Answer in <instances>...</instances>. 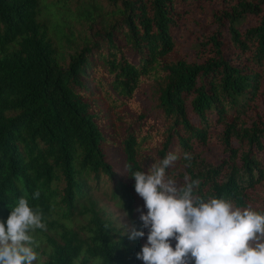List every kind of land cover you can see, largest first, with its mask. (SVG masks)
Segmentation results:
<instances>
[{
	"label": "trees",
	"instance_id": "1",
	"mask_svg": "<svg viewBox=\"0 0 264 264\" xmlns=\"http://www.w3.org/2000/svg\"><path fill=\"white\" fill-rule=\"evenodd\" d=\"M41 2L0 0V220L21 197L41 211L59 238H47L41 264H143L140 238L103 219L92 191L108 181L110 200L132 216L133 172L169 153L179 159L168 175L199 181L194 195L264 212V0ZM47 9L55 24L113 21L63 67ZM147 82L157 99L142 112L132 105ZM55 213L88 221L80 232Z\"/></svg>",
	"mask_w": 264,
	"mask_h": 264
},
{
	"label": "clouds",
	"instance_id": "2",
	"mask_svg": "<svg viewBox=\"0 0 264 264\" xmlns=\"http://www.w3.org/2000/svg\"><path fill=\"white\" fill-rule=\"evenodd\" d=\"M178 159L169 153L147 172L132 174L135 192L147 209V214L137 210L148 229L137 259L143 264H264V212L236 207L223 198L204 200L194 195L199 181L189 182L190 177L185 176V184L180 186L167 173ZM184 159L190 156L185 153ZM39 195L35 192L34 198ZM37 229L47 230L41 211L19 198L7 221L0 220V264L37 261L33 246L38 244L32 235ZM123 235L135 241L145 233L133 225Z\"/></svg>",
	"mask_w": 264,
	"mask_h": 264
},
{
	"label": "rangeland",
	"instance_id": "3",
	"mask_svg": "<svg viewBox=\"0 0 264 264\" xmlns=\"http://www.w3.org/2000/svg\"><path fill=\"white\" fill-rule=\"evenodd\" d=\"M52 0H42L41 4L44 6L45 4L51 2ZM103 5L104 9L110 10V6L107 5L106 0H100ZM69 11L67 14H71L75 11L76 6L74 3H70L67 6ZM52 13H56L54 9H47L42 11V17L48 19L49 27L51 31V37L54 41L58 40L57 42V49H58V56L60 57V64L63 67H67L70 58L75 52L80 51L84 46L85 43L83 42L86 37H91L93 31L100 29L102 25V20L106 23L112 22V18L110 16H105L101 20L91 24L90 22L84 20H76L71 18H64L62 19L63 23L55 24L56 21L61 18L58 16L57 19L55 16L51 17ZM63 15V14H61ZM48 16V18H47ZM50 18V19H49ZM55 27V28H54ZM62 34L59 35V34ZM57 37V38H56ZM188 52L184 50H180L177 54V58L184 57ZM153 82L144 83L141 86L140 91L135 94L133 99V109H139L140 111H149L154 108L156 104L155 101L157 96L154 94V89H152ZM99 98H97L98 100ZM101 110L105 111V114H108L106 109L104 108L103 104L100 103ZM131 116H135L134 113H131ZM113 116L110 115L109 120L112 121ZM106 154L108 155V159L113 164H116V160H114L113 152L110 150H105ZM118 171L123 172L124 168L121 165ZM93 199L96 201V210L101 211V216L103 219L109 221L111 225L122 234L123 232L130 229L133 225L140 231L145 233L143 238H140L142 246L147 242V233L148 229L143 227L142 221L140 220L141 211L144 214H147V209L144 207V201L141 197L138 198L135 204V211L133 212L132 216H128L117 204V202L110 200V194L108 189V181H106L100 190H94ZM140 209L141 211H137ZM127 215V217H125ZM54 219H56L59 224H64L69 227H72L74 230L81 231V229L86 225L88 218L75 216L71 222L64 220L61 216L54 214ZM123 225V227L121 226ZM34 240L38 244V247L35 245L34 251L38 254L37 261H34L33 264H41L48 259V254L50 253V246L48 244L47 238H52L54 240H59L58 235L55 232L45 231L44 233L33 232L32 233ZM175 241H172L173 248L175 247ZM143 263V261H142ZM190 264H193L190 262Z\"/></svg>",
	"mask_w": 264,
	"mask_h": 264
}]
</instances>
